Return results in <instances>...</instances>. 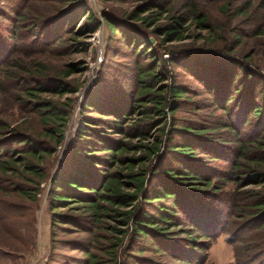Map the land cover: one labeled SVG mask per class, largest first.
Segmentation results:
<instances>
[{
  "label": "trees",
  "instance_id": "1",
  "mask_svg": "<svg viewBox=\"0 0 264 264\" xmlns=\"http://www.w3.org/2000/svg\"><path fill=\"white\" fill-rule=\"evenodd\" d=\"M33 1L0 0V16L12 22L8 36L0 30V45L20 36L26 39L30 32L37 38L35 44H53L64 41L68 32L74 48L80 45L79 50H86L91 43L78 39L90 38L105 22L109 39L126 48L108 46L107 50L114 57L136 59L131 91L104 105L94 94L83 102V127L50 184L49 264L58 260L57 243L65 242L57 239L64 225L91 234L89 243L71 242L72 250L83 253L73 257L77 264H143L145 246L183 264H204L212 240L224 233L235 245V264H264V73L250 56L239 58L235 47H228L227 34L235 32V26L221 25L198 0L182 4L139 0L124 15L106 12L102 21L86 0H54L58 6L43 11L33 9ZM219 2V14L229 17L232 1ZM259 9H264V0H248L232 16L257 17ZM253 34H264V29ZM233 36L240 44L245 35ZM218 41L223 45L216 47ZM13 68L17 71L11 75L23 97L39 111L57 145L64 138L71 102L42 95L77 93L79 86L63 79L79 73L82 66L67 64L62 77H51L40 61L28 65L12 59L4 71L7 77ZM177 69L200 80L210 105L221 112L198 122L180 117L187 105L195 112L205 105L191 99L202 92L178 81ZM88 110L95 117L87 115ZM7 128L0 127V172L16 179L8 182L20 197L36 200L56 147L26 131ZM219 161L228 163L229 169L218 168ZM230 182L234 189L226 188ZM63 208L79 211L91 227L86 229L73 216L56 211ZM4 212L0 228L15 233L16 228L8 226L13 209ZM245 229L256 232L251 243L259 240L257 256L250 262L243 251L247 240L240 235ZM1 258L10 260L12 254L6 252Z\"/></svg>",
  "mask_w": 264,
  "mask_h": 264
},
{
  "label": "rangeland",
  "instance_id": "2",
  "mask_svg": "<svg viewBox=\"0 0 264 264\" xmlns=\"http://www.w3.org/2000/svg\"><path fill=\"white\" fill-rule=\"evenodd\" d=\"M49 1V2H48ZM47 2L34 0L32 3L33 9L36 11H43L44 7L49 5H56L54 0ZM186 0H177V4H182ZM220 0H198L203 6V9L219 21L225 27H234L235 32L227 34L228 47H235V56L243 58L250 56L251 61L264 73V34L254 35L255 31L264 29V9L257 10V17L253 15L238 16L234 18L232 13L237 7L248 0H231L232 7L229 17H225L218 12ZM89 9L101 21L106 12L116 13L117 15H124L131 10L139 0H86ZM58 6V4L56 5ZM32 9V10H33ZM6 13L10 10L5 8ZM255 13V14H256ZM231 16V17H230ZM231 18V20H230ZM25 24L28 23L25 21ZM232 25H229V24ZM21 27V31L25 28ZM12 27V22L8 18L0 16V30L6 33ZM67 30V29H66ZM229 31V32H230ZM23 31L22 33H24ZM244 34V38L240 44L234 40V34ZM31 35V32L29 33ZM5 35L8 36L6 33ZM28 38H12L10 42L1 43L0 45V127L3 125L10 128L26 131L27 133L46 140L48 144L56 147L53 156L48 158L46 166L48 169V177L44 180L37 193V198H22L16 193L14 186L8 182L12 178L3 176L0 172V215L6 214L4 211L13 209V215L9 218V230L16 228V232H8L7 228H0V258L7 253L12 254V259H0V264H49L51 252V231L53 222V211L49 203V191L52 179L58 173L62 164L68 158L70 151L73 148V141L76 132L83 127L82 105L88 94H94V97L101 105L110 103L111 101H118L122 96L120 94L131 91V77L133 76V67L135 65V58H128L125 56L114 57L112 51L107 50L109 47H120L123 51L126 50L123 44H118L116 41L109 39L108 26L105 22L102 23L100 29L90 38H79L78 41L91 43L90 46L79 50L80 45H76L74 40L70 39V34L65 32L64 41H59L53 44H35L37 38L30 36ZM35 39V40H34ZM154 39V38H152ZM223 41H218L216 47L222 46ZM155 43V39L152 42ZM202 42H198L201 45ZM5 44V45H4ZM7 45V47H5ZM81 48V47H80ZM221 48V47H220ZM2 49V50H1ZM10 53V56H8ZM106 57L104 58V56ZM8 56V57H7ZM17 59L19 63L33 65L36 61H40L48 66V74L51 77L59 75L62 77L67 64L79 63L82 69L79 73L70 78L63 79L73 85L79 86V91L72 95H65L59 97L51 93H44L42 95L45 99H52L59 102H71V110L66 127L64 128L63 140L55 144V139L51 138L46 132L45 125L42 122L39 111L32 107L31 100L23 97V92L18 81H15L11 72L17 71L16 68L10 69V75L7 77L4 71L7 68V62ZM8 60V61H7ZM192 68V67H191ZM195 70V69H194ZM177 80L191 86L195 92H202L200 95L192 96L193 101L198 102V105H205L204 109L195 112L190 108L191 105L185 106L180 117L189 119L195 122L202 121L204 118H209L212 112H221L217 108L214 109L209 102V94L206 92L201 81L191 75V73L177 69ZM98 109V108H96ZM87 115L94 116L93 110H88ZM5 161L6 156L1 158ZM220 169L228 170L230 165L226 162H215ZM21 171V169H20ZM17 182V181H16ZM226 188L234 189L235 184L230 182L226 184ZM252 188V186H249ZM4 208V210H3ZM59 211L63 214L73 216L75 220L80 221L81 225L86 229L90 228L89 222L77 210H69L63 208ZM230 230V226H226ZM234 229V226H233ZM256 233V232H255ZM249 229L240 232L247 242L244 244L243 251L245 259L250 262L251 258L257 256L258 245L257 239L251 243L252 236L255 234ZM239 235V236H240ZM91 234L88 231H83L81 228H76L71 225H64L58 230V241H67L68 243H57L55 258H58L54 264H77L76 259L83 256L79 250H72L73 244L71 242H87ZM185 235H182L184 237ZM227 233L212 240L211 247L208 249V259L204 264H235V245L230 244L227 240ZM89 241V242H88ZM148 245V244H147ZM148 251L144 253L146 262L143 264H183L180 259H174L171 256H161L156 251L150 250V246H145Z\"/></svg>",
  "mask_w": 264,
  "mask_h": 264
},
{
  "label": "water",
  "instance_id": "3",
  "mask_svg": "<svg viewBox=\"0 0 264 264\" xmlns=\"http://www.w3.org/2000/svg\"><path fill=\"white\" fill-rule=\"evenodd\" d=\"M150 41H151V42H153V41H154V39L150 38Z\"/></svg>",
  "mask_w": 264,
  "mask_h": 264
}]
</instances>
